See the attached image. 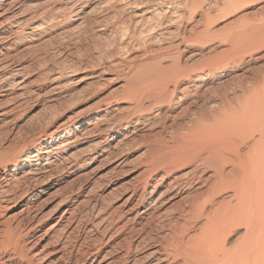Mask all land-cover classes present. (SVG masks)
<instances>
[{"label": "bare ground", "instance_id": "obj_1", "mask_svg": "<svg viewBox=\"0 0 264 264\" xmlns=\"http://www.w3.org/2000/svg\"><path fill=\"white\" fill-rule=\"evenodd\" d=\"M254 3L262 4L258 9L263 14L264 0H0V216L12 202L19 200L22 208L19 222H0V264H53L54 259L50 258L42 262L41 249H34L31 242L36 224L34 230L32 225L24 223L36 215V203L42 192L37 182L59 168L73 174L103 155L112 159L113 169L118 173L126 169L129 172L133 163L130 164L127 154L120 152V147L147 134L155 122L160 123V118H168L175 99L197 87L207 74L229 58L234 60L240 76L232 100L220 101L219 108L216 104L209 106L218 108L216 115H211L216 125L207 127L201 134L180 133L171 128L176 133L168 140L176 142L174 147L164 143L168 151L153 156L154 164L145 163L137 179L115 201L93 195L96 192L93 180L85 174L79 194L76 192L71 204L59 211L57 222L45 228L41 237L50 241L51 252L60 261L56 264H264V66L251 71L253 62L264 59V18L259 22L262 17L256 13L259 21L253 22L244 15L249 12L242 13L239 19L236 17L234 31L230 37L226 36L231 44L220 45L219 55H214L217 59L210 57L216 59L211 60L214 64L209 60L196 63L197 59L195 62L188 59L190 56L183 59L179 50L171 53L167 48V51L157 49L153 55L149 51L150 46L170 40L175 30L184 39L186 27L176 22L182 23L183 17L197 7L202 12L201 7H205V12L213 13V5L216 10L225 11ZM127 11L130 16L125 19ZM110 16L113 21L109 20V26L106 19ZM174 24L181 28L173 29ZM79 29L88 30L92 40L98 37L99 41V36L104 35L110 41L105 43H108L107 52L104 49L106 65L86 76L91 79L89 86L95 80L100 84L98 88L105 87L106 83H102L116 79L120 81L122 94L113 95L116 98L112 102L113 99L104 100L111 96L100 98L94 101L95 107L91 102L89 105L94 108L85 107L87 110L78 112V118L70 122H62L57 116L62 110L56 109L59 112H55L52 120L48 118L49 122L41 125L44 128L40 129L39 125L36 130L34 126L33 132L22 135L20 111L25 109L22 106L32 101L34 105L29 110L40 106L44 114L52 112L63 96L65 83L72 82L78 74L74 69L53 73L51 67L41 68L44 67L39 66L41 60L47 59L45 53L44 59L41 55L42 58L34 59L27 56L42 46L48 47L46 44L54 41L55 36H67L65 39L69 37L71 42L70 38ZM93 43V47H98ZM167 43L166 46L171 44ZM131 46L135 50L143 47L141 61L123 59L127 52L134 51L129 49ZM96 61L99 66L102 59ZM249 70L251 75H244ZM119 95L121 98L117 99ZM62 99L59 101L63 102ZM124 99L132 100L128 106L130 113H123ZM167 205H172L178 214L166 215L168 218L164 219L162 210ZM154 222L161 230L151 234V228L147 227Z\"/></svg>", "mask_w": 264, "mask_h": 264}, {"label": "rangeland", "instance_id": "obj_2", "mask_svg": "<svg viewBox=\"0 0 264 264\" xmlns=\"http://www.w3.org/2000/svg\"><path fill=\"white\" fill-rule=\"evenodd\" d=\"M245 5H246L244 7L245 9L244 8H242V9L241 8H237L236 6H234V7L229 8L228 10H225V11H218V9L216 10L215 6L213 5L212 6L213 7L212 8V12L213 13H211V11H209V13L205 12V10H204L205 7H201V9L204 8L203 12H202V10H200V7H197L194 10H191L190 11L191 13L188 12L186 14L187 16L185 15L183 17L184 21L182 20V23L180 22L181 20L179 21L180 23L176 22V24H179L181 27H182V24L185 25L184 26V27H186V30H185L186 36H185V38L182 39L181 35H179L180 32H177L175 30V32H177V33L176 34H175V32L173 33V35H174L173 37H175V38L172 37L171 38L172 41H171V39L170 40H165L162 43L155 44L154 46L152 45V47L150 46L149 47L150 48V50H149L150 51V55L155 54L154 51L157 50V49L158 50H166V51L168 49L169 52H171V53H174V52L179 50L182 53L181 57L182 58L184 57L183 59H185L186 56H188V57L190 56L188 59H191L194 62L197 59L196 63H199V62H202V61H205V60L206 61L209 60V62L211 60L215 61L217 59V57H215L214 55H216V56L219 55L218 52L221 50L220 45L229 46L231 44V42H229L231 39H229L227 37H230L232 31H234V27H235V25L237 23V20L239 19L238 16H240V15L243 16L242 13H248L249 12L248 14H244L245 16L247 15V19L248 20H251L253 22H258L259 20H260L259 22H261V19L263 20L264 11H263V14H262V12H260L259 9H258L262 5L261 3H256V4L254 3L252 5L245 4ZM247 5H249V6H247ZM214 11H216V12H214ZM254 11H257V12H255V14H254ZM221 12H222V14H221ZM127 13H128V15H125ZM204 13H206L205 16L207 18L204 16ZM207 13L208 14L211 13V14L208 16ZM256 13H258L259 15L256 14ZM188 14H189V16H188ZM252 14H254V15H252ZM260 14H262V15H260ZM202 15L204 16V18L206 20L204 18H202V20H201V17H203ZM257 15L259 17H262V18H259V20H258ZM124 16H126L125 17V19H126L127 17L130 16V13L128 11L124 12ZM211 16H213V18ZM109 20L113 21V17L110 16V17H108L106 19V21H109ZM203 20L206 21V23ZM110 21L107 22L109 26L111 25ZM199 21H200V23H199ZM216 22H218V23H216ZM207 23H209V24L207 25ZM214 23H216V24H214ZM203 24L207 25V27L205 25H203ZM179 25H175L174 24L173 25V29H177V30L180 29L181 27L179 28ZM204 26L206 27V30L204 29ZM198 30H200V31L203 30V31L200 32ZM194 31H195V33H194ZM204 31H206L205 33H207V34H205ZM198 32L202 33V37H199L200 35H199ZM226 32H227V34H226ZM210 33H211V35H210ZM77 34L75 32V34H74L75 36L74 37L72 36L73 38L72 37L70 38V40L73 41V45H72V41L69 42V39H68L69 37L67 39H65L67 36H62L64 38L63 39V38H59L61 36H55L57 38L53 37V39L55 38L54 41L51 40V42H48L46 44V45H49L48 47L42 46L40 49H37V50H39V53H38L37 50H33L32 51V52H34L32 54V56H34L33 58H31L32 57L31 55L27 56L30 59H34V58H37V57L40 58L41 56L43 57L44 53H45V54H47V55H45L47 59H44L45 56L43 57L44 60H41V62H40L41 64L39 66L43 65L44 67H41V68H45L46 67V68L50 69V67H51L50 70L53 71V73H54V71H55V73L56 72L64 73V72H61V71L65 70V69H66L65 72H68V71L70 72L71 70L74 69L73 71H75V70L77 71L78 70L77 71L78 74L75 77L72 78V82L70 81L68 83L67 82L65 83L66 86L64 85V90H63V94H62L63 95L62 96L63 99L59 98L57 100V102H56L57 104H55V107L59 103H60L61 106L58 105L57 108H55V107L52 108V112L45 111V114H44V110L40 106H37V107H35L33 109H30L31 110L30 111L29 108L34 105V102H32V101H29V103L26 102L22 106L25 109H24V111L23 110L20 111V114L23 115V117H22L23 119H22V122H21L22 124H20L21 125V127H20L21 134L22 133L23 134H28L30 132H33L34 130H32V129L34 128V126H35L34 129H36V130H38L39 128L40 129L44 128V126L49 122L48 118H51V120H52L53 116H55L57 114L55 112H59V111H56V109H58V110L60 109V111L62 110V112H59V115H57V116H59L61 118L62 122H64V121L70 122V121H74L75 119L78 118V116H79L78 112H80L81 110L92 109L93 106L95 107L96 106L95 104H97V102L94 103V101L100 100V98L103 99V97H105V96H111V98L107 97L104 100L105 101H108V100L110 101V99H113V100H111V102H112V101H114V98H116V97H113V95H115V94L116 95L117 94L121 95L122 94L121 93L122 89L119 86L120 84L118 83V82H120L119 80L116 81V79H114V80H112V83H111V81L104 82L102 84L106 83L107 86L105 84V87H104V85H101L100 88H98V85H100V84L99 83L97 84V81H95L93 79H92L93 81H91V83L94 86L93 85L89 86V83H90L89 81L91 79L87 78L88 76L91 75V73L98 72V70L101 67H103L102 65H104V64L106 65V58L105 57H107L106 56L107 53H104V49H106L105 52H107L108 48H106L107 47L106 45L108 43L107 44H105V43L107 42V40L110 43L109 38L105 37L104 35H101V36H99V41H97L98 37H95L94 38L95 40L93 39L94 40L93 41L92 40V38H93L92 34H90L88 32V30H86V29H79V31L77 30ZM195 35L198 36L201 41L198 39V37L194 38ZM204 36H207V37L210 36V37L205 38ZM88 37H90V38L92 37V38L89 40ZM100 38H102V39L100 40ZM103 38H104V40H103ZM56 39H59V40H56ZM60 39H61V42H60ZM63 40L67 41V45L65 44L66 41L62 42ZM83 40H85V41H83ZM102 40H103V42H102ZM100 41L102 42V44L100 43ZM167 41L169 42V44L170 43L173 44V45L170 44L172 47H169L170 45L166 46V45H168ZM198 41H200V43ZM74 42H75V44H74ZM77 42L79 43V47L77 46L78 45ZM93 42H96V43H93ZM53 43H55L54 44L55 46L51 45ZM57 43H59V45H57ZM76 43H77V45H76ZM92 43L94 44V46H98L99 48L101 47L103 50L100 51L101 48L98 49L100 52H98V50L95 51L96 49L93 50L94 48H98V47H93ZM64 44H65V46H63ZM99 45H101V46H99ZM51 46H52V48H49ZM69 46H71V47L69 48ZM103 46H104V48H103ZM217 46H219V47H217ZM80 47H82V48L80 49ZM91 47H93V48H91ZM211 47H213L214 49H212ZM142 48L138 49V50H140V52H139L138 50H135L134 48L132 49V46L129 47V49H132L134 51L129 52V53L127 52L128 55L125 54V56L123 54L122 55V57L124 56L123 59L128 61V58L129 59L132 58V61L134 62L135 58H136V62H139V60L141 61L143 59V58H140L141 55H142V57H144V55H143L144 51H143ZM151 48H153V49H151ZM154 48H156V49H154ZM42 49L44 51H42ZM51 49H53L52 51H55L57 49V51L51 52L50 51ZM72 50L75 51V52H73ZM47 51H50V52H47ZM71 51H72V53H71ZM67 52L70 53V54H68ZM35 53H36V55H35ZM101 53H102V55L100 56L101 57L100 58L97 55L101 54ZM140 53H142V54H140ZM165 53H167V52H165ZM91 54H92V56H90ZM191 54H193L194 56H191ZM57 55H58V57H57ZM126 55H127V57H126ZM200 55H203V56H200ZM133 56H134V59H133ZM207 56L209 57V59L206 58ZM211 56L215 57L216 59L215 58L212 59L213 57L210 58ZM81 57H83V58L80 60ZM137 57H138V59H137ZM197 57H200V58H197ZM202 57H205V59L203 60ZM92 58H94V59H92ZM169 58L170 57H168V59ZM50 59H52L53 61L50 60ZM101 59H102V62L100 61L101 64L99 62V66H98V62L96 60L99 61ZM198 59H200V60H198ZM232 60L233 59L230 60V58L226 59V60H223L221 62V65L216 66L217 68L213 69L211 71V73L209 72L210 74H207L205 76L204 80L202 82H200L201 84L199 83L197 87L190 88L189 91L187 92L188 94L186 93V94L182 95L181 96L182 98H180V96H179V98L175 99V101L172 103V108H171L170 112L168 113L169 114L167 116L168 118H166L165 120L163 118H160V120H159L160 123L159 122L158 123L155 122L156 123L155 126L152 125L151 129L149 130V132H147V134H144L143 136H139V137L135 138L133 141L129 140L128 142H126V144H128L129 146L128 145L126 146V144H124L126 148H123L124 145L120 147V149H121L120 152L124 153V154H127L128 161H131L130 164L133 163L132 164L133 166L130 165L131 168H130L129 172H128V169H126V170H122V171H120L118 173V171L115 170V168L113 169L114 164H113V161H111L112 159L110 157H107L106 155H105L106 157L103 155L101 158L98 157V158L90 161L85 167H83L82 169H79L80 171L78 170L77 172H75L73 174L69 173V170H67L66 168H63V169L59 168V169L55 170L53 173H51L50 177L47 176L46 178L41 179L42 181L37 182V184H39V186L37 184H36V186L38 187V189L42 190V192H41V195H40V197H39V199H38V201L36 203L37 204V208H36V211H35L36 215H35V217H33L31 219H28V220H30L29 223H28V220H26L24 223L26 224V222H27L26 225L29 226V227L32 225L31 226L32 228L37 226L36 227L37 228L36 229L37 230L36 234L34 235V237H32V238L30 237V238L32 240L31 242H33V244L35 245L34 249L35 248H38V250L41 249L40 259H41L42 262H45V261L50 260V259H54L53 260V264H56V263L60 262L59 259H56L57 256L55 255V253L51 252L52 251V245L49 243L50 241L49 242L46 241V239H43L41 237V235H43V233H45V228L46 229L50 228L52 226V224L57 222V220L59 218V215H60L59 211L64 206H66L67 204L68 205L71 204V202L73 201L72 198H74L77 195V193L79 191L78 189L80 187H81L80 189H82V184L84 183L83 181H84V179L87 176L90 175L91 178L88 177L87 179H92L93 183H94V186H95L94 188H95L96 192L93 191L94 192V193H92L93 195H96V196L97 195H100V196L103 195L101 197L105 196L103 199H105L106 201H108V200H110L111 202H112V200L115 201L124 192V188H127L130 185V183L132 184L137 179L135 177H138L136 175H138V173L140 172V168L143 165H145V163L154 164L155 157H157V155H161L162 153L165 154L168 151V150H166L167 146L170 147V145H171V147H174V144H176V142L175 141L171 142L172 140L171 141L168 140L171 135L176 133L171 128H175L174 130H178V132H180V133H196L198 131L199 134H201L207 127L217 124L216 121L213 120V117L211 115L214 114L215 110L220 107V106H217V105L220 104L219 103L220 101H222V100H224L226 98H227V100H232L233 99L232 97L234 95V89H235V86L237 85L235 82L237 81L238 76H240V72L237 71V69H235L236 68L235 67V62H234V60L233 61ZM56 61H58L60 64L58 62H56ZM92 61H94V62L92 63ZM213 61H211V63H213ZM226 61H230V62L226 63ZM43 62L44 63L46 62V64H48V65L46 66L45 64H43ZM51 62H52V64H51ZM89 62L91 64V66L94 67V68L90 67ZM93 64H95V65H93ZM55 65H56V67H55ZM95 66L98 67V68H96ZM164 66L167 67V66H169V64H164ZM252 66H251V69H252L251 71H255V70L259 71L260 68H263V66H264V59H257L255 62H253ZM63 67H65V68H63ZM67 67L69 69H67ZM216 69H218V70H216ZM203 70H207V69H203ZM249 71L247 73H245L244 75L250 76L251 75V71L250 72ZM237 72L239 73V75L237 74ZM85 74H87V75H85ZM80 78H83V80L80 79ZM73 82H75V83H73ZM69 83L70 84L73 83L74 86L72 84L70 85ZM67 85H68V87H67ZM82 85L86 86L85 89L81 88ZM95 85L97 87L93 88V87H95ZM69 86L70 87L72 86V87L70 88ZM102 86H103V88H102ZM87 87H88V89H87ZM73 88H74V90H72ZM78 88H79V90H78ZM67 89H69V90H67ZM97 89L99 91H97ZM67 91H68V93H66ZM72 92H74V93H72ZM87 93H89V94H87ZM110 93L112 95H109ZM92 94H95V95L91 96ZM224 94L227 97L224 96ZM120 95L118 96L117 99L121 98ZM230 95H232V96H230ZM87 96H88V99H86ZM84 97H86V98H84ZM64 98L65 99L68 98V99L65 100ZM61 99H62L63 102H60ZM102 99H101V101H102ZM179 99H182V101L177 102ZM124 100H125L124 103H122V105H121V107H123L122 109H124L123 113L126 112V111H127L126 113H130L131 110H129L130 107H128V106L131 104L132 100H130V101L128 99H124ZM91 102H92L93 106L89 105ZM40 104H43V103H40ZM210 104L211 105L212 104H216L214 106H217L218 108L217 107H215V108L210 107L213 110L212 111L209 108V106H211ZM25 106H27V107H25ZM88 106H90L91 108H87ZM22 107L20 109H23ZM81 108H83V109H81ZM197 108L198 109L200 108V109L198 110ZM39 109H41V110H39ZM125 109H127V110H125ZM25 111H26V113H25ZM53 112H54V114H53ZM210 112H211V114H209ZM39 114H40V116H39ZM45 115H49V116L47 117ZM214 115H216V114H214ZM160 117H161V115H160ZM26 118L29 121L26 120ZM30 118L33 119V121H31L32 124L30 122V120H31ZM35 118H37V119H35ZM172 121H173V123H172L173 125L170 123ZM24 122H26V123H24ZM163 122H164V124L166 126H163L164 125V124H162ZM35 123H39V124H35ZM29 124H30V126H29ZM43 124H44V126H41ZM26 125H28L29 127H27ZM39 125H40V127H39ZM168 125H171V126H168ZM25 126L27 127V130H26ZM165 141H167L168 143L165 142ZM164 143L167 144L166 147H165ZM130 146H133V148L130 147ZM162 146H164V147H162ZM128 147H129V149H128ZM164 149H165V151H164ZM153 156H155V157H153ZM104 157L106 159H103ZM144 158H146V159H144ZM99 159H101V160H99ZM138 165H140V166H138ZM62 170H66V171H62ZM91 172H95V173H91ZM124 172H128V173L125 174ZM85 174H87V176H85ZM85 193L86 192H84V194ZM115 195L117 196L116 198H115ZM66 196H67V198H66ZM68 202H70V203H68ZM19 203L20 202L18 200V201H16V203L12 202V205H11V203L9 204L8 210L6 212H4L2 214V216H0V222L2 224L5 223V222H9V223L10 222L11 223L19 222V220L22 217V213L19 212L22 209L20 207L21 205ZM172 207H173L172 205H167V206H165L163 208L162 212H164V219L168 218L167 216L169 214H170L169 216H173V215L175 216V215L178 214V210H177V213H176L175 212L176 210H172ZM172 211H174V212H172ZM43 216H44V218H43ZM5 220H7V221H5ZM3 221H5V222H3ZM35 224H36V226H34ZM149 225H151V227ZM150 228H151V230H150L151 232L150 231L149 232L151 234H155L156 232H159L161 230V229H159V228H161L160 225L158 226V224L155 223V222H154V224L153 223H149L148 224L147 229L149 230ZM42 231H43V233H42ZM38 235H40V236H38ZM36 237H37V239H36ZM33 240H36V241H33ZM46 242H47V244H46ZM42 248H43L44 252H43ZM45 254H48V255H46L44 257ZM42 258H44V259H42ZM55 260L57 262H54Z\"/></svg>", "mask_w": 264, "mask_h": 264}]
</instances>
